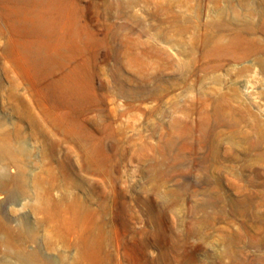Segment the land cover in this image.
Wrapping results in <instances>:
<instances>
[{"label":"rangeland","instance_id":"1","mask_svg":"<svg viewBox=\"0 0 264 264\" xmlns=\"http://www.w3.org/2000/svg\"><path fill=\"white\" fill-rule=\"evenodd\" d=\"M43 9L19 63L0 0V264H264V0Z\"/></svg>","mask_w":264,"mask_h":264},{"label":"bare ground","instance_id":"2","mask_svg":"<svg viewBox=\"0 0 264 264\" xmlns=\"http://www.w3.org/2000/svg\"><path fill=\"white\" fill-rule=\"evenodd\" d=\"M3 1L8 3L9 13L17 27L33 37L28 43L7 41L5 50L14 54L17 62L21 63L24 58H30L31 51L39 55L44 50L50 52V56H44L45 58L55 60L62 56L64 50L71 48V35L66 24L43 9V6L54 0Z\"/></svg>","mask_w":264,"mask_h":264}]
</instances>
